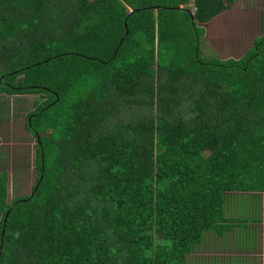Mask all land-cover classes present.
<instances>
[{
    "label": "trees",
    "instance_id": "16d2710c",
    "mask_svg": "<svg viewBox=\"0 0 264 264\" xmlns=\"http://www.w3.org/2000/svg\"><path fill=\"white\" fill-rule=\"evenodd\" d=\"M241 1L0 0V102L39 98L10 200L0 133V264H196L262 215L264 34L224 60L199 27Z\"/></svg>",
    "mask_w": 264,
    "mask_h": 264
},
{
    "label": "rangeland",
    "instance_id": "374dc122",
    "mask_svg": "<svg viewBox=\"0 0 264 264\" xmlns=\"http://www.w3.org/2000/svg\"><path fill=\"white\" fill-rule=\"evenodd\" d=\"M241 1V0H240ZM262 1V2H261ZM242 0L237 3L232 12L230 11L225 18L219 20L211 27V36L208 39L204 38V54L206 57H219L221 59L227 60L228 58L236 57V59H240L242 55H245L246 52L251 48L254 44L255 40L264 34V26L260 21V18L264 16V0ZM255 3V4H254ZM253 8H250V7ZM228 12V11H227ZM226 12V13H227ZM225 13V12H224ZM225 13V14H226ZM193 14V13H192ZM244 14V15H243ZM228 31L227 36H221L220 33L223 30ZM214 37V38H213ZM225 41V42H223ZM12 101L16 99L15 97H11ZM39 98L38 96H30L27 97L23 102V107L21 109H25L23 112L28 113L35 109L34 103ZM6 101V98H3ZM4 101L0 104V121L4 124V128L2 132H0L2 137L5 140H14L15 141H28V144L23 146L15 145V157L18 160H21L18 165V174L19 171L22 170L23 166L27 161L30 163V176L23 178L22 181L18 182L19 178L13 177V172L11 174V189L10 195L13 198L14 196L22 195L24 192H29L31 190V186L34 184L36 180L35 173V158H34V147L36 145L35 139L27 132L25 128V114L20 112L19 107H16L15 104L10 106L13 107V111H8V106ZM0 102V103H1ZM11 104V102H10ZM11 112L10 114H8ZM9 120H5L6 118ZM6 121V122H5ZM13 135V137H12ZM15 135V136H14ZM27 160V161H26ZM14 169V168H13ZM15 175V174H14ZM15 184V185H14ZM261 203L263 205V213L262 219H264V200L261 199ZM239 212V211H238ZM258 224L253 223L252 227V237L255 235H260L261 238L264 237V227L256 228ZM257 230H260V233H257Z\"/></svg>",
    "mask_w": 264,
    "mask_h": 264
},
{
    "label": "crops",
    "instance_id": "0c3cea01",
    "mask_svg": "<svg viewBox=\"0 0 264 264\" xmlns=\"http://www.w3.org/2000/svg\"><path fill=\"white\" fill-rule=\"evenodd\" d=\"M2 159H0V168L2 167ZM10 199H12L11 195L9 197ZM1 218L2 216H0V222ZM244 218L250 219V223L242 225L243 227L239 226V229H235L233 233L225 238L216 237L211 242V246L207 248L203 247L201 251L194 254L195 263L264 264V237L261 238L260 235L251 236V225L256 223L258 224L256 228L261 229V226L264 227V219H262V215L257 213H249ZM259 231L257 230V233H260Z\"/></svg>",
    "mask_w": 264,
    "mask_h": 264
},
{
    "label": "water",
    "instance_id": "95a60500",
    "mask_svg": "<svg viewBox=\"0 0 264 264\" xmlns=\"http://www.w3.org/2000/svg\"><path fill=\"white\" fill-rule=\"evenodd\" d=\"M234 7V6H233ZM233 9V8H232ZM232 9L231 10H228V12L227 11H225V13H222V14H220V15H218V16H216L215 18H213L211 21H209V22H207V23H199V27H201V28H203V29H205V31H206V34H205V38L206 39H208V37H210L211 36V39H212V35H211V27L215 24V23H217L219 20H221V19H223V18H225L226 17V15L231 11L232 12ZM190 13L192 14V11H190ZM244 15V14H243ZM220 35L221 36H227L228 35V31H226L225 29L223 30V32L221 31V33H220ZM214 38V37H213ZM223 42H225V41H223ZM253 46V45H252Z\"/></svg>",
    "mask_w": 264,
    "mask_h": 264
}]
</instances>
